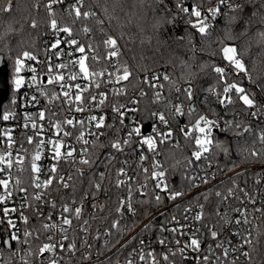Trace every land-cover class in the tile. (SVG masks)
Masks as SVG:
<instances>
[{"label":"trees","instance_id":"obj_1","mask_svg":"<svg viewBox=\"0 0 264 264\" xmlns=\"http://www.w3.org/2000/svg\"><path fill=\"white\" fill-rule=\"evenodd\" d=\"M213 1L218 0H185V6L192 10V6L200 4L202 7H206ZM84 3L82 13L95 11L96 17L76 18L74 14L69 15L65 8L56 7L54 18L57 20L58 26L70 27L72 36L79 39L86 49L92 47L96 51L95 53L101 56L104 62L96 65L102 68L106 67L103 41L107 36L118 38L120 54L116 61L122 66H127L132 75L124 83L127 94H117L116 96L113 94V100L117 106H124L132 100H137V110L130 114L135 119L136 125L144 128V131L145 127L154 121L155 116L152 115L154 112L163 114L174 127L175 139L178 144H174V142L159 144L162 156L160 157L167 172L170 189L183 190L185 194L190 192V189H194L192 183L184 179L185 175H191L193 171L200 174L211 170L216 177L221 178L241 167L261 163L252 157L245 159L246 153L241 154L239 150L252 147L253 141L256 140L261 130H264V122L250 117L252 110L245 111L242 102L236 98L234 92L231 94L235 101L234 104L225 107L219 103L216 95L209 91L210 88L215 92L222 91V84L217 82V74L213 69L224 66L230 73L227 77L229 82H237L248 91L255 93L258 103L264 105V92L261 87H258V85L264 86V40H261V27L254 24L247 34L244 31L245 21L253 10L251 5L245 0H241L240 4L244 5L242 11L223 13L215 21L214 27L208 29L210 35L202 36L198 29L191 27L187 22L189 20L187 14L176 15L175 0H165V3L171 8L172 15H175V19L171 23L166 21L172 20V15L160 12L162 6L156 4L155 0H84ZM9 4L12 5V11H4ZM101 6L109 7L107 15ZM51 19L46 8V0H0V37H3L0 40V56H3L9 73V95L3 103L2 112L10 110L12 115L21 101V90H15L12 82L13 77L16 76L14 72L15 58L23 51H29L39 57H45L48 54L46 38L52 32ZM99 19L104 20L103 26L97 23ZM33 21L36 23L35 28L31 27ZM191 21L197 23V18L192 16ZM84 27H88L90 31L85 33ZM120 37L123 39H119ZM230 37H235V39ZM227 45L237 47L238 58H242L255 83L245 77L243 73L236 75L231 66L223 59L222 48ZM151 75L160 77L161 88H152L144 83L146 78ZM165 75L169 77V80L163 79ZM189 85L193 89L192 101H188L183 94L184 89ZM177 88L180 89V92L176 91ZM141 91L145 93L142 97L139 96ZM156 91L162 94V100L155 101L154 93ZM176 104H181L185 113L190 107H195L200 115L220 121V128L214 130L213 133L211 150L205 154L207 159L205 156H202L200 161H195L192 158L194 141L190 138L186 139L180 129L189 119L194 122L196 117H190L187 114L182 117L173 116L174 109L171 105ZM112 117L111 120L106 119V124H108L105 128L108 133L106 138L98 140L93 145L91 155L97 158V163L104 160L109 153L114 154V159L110 163L105 161L98 169L95 166L91 169L85 166L84 170L85 176L92 173L97 175L104 173L105 179L101 181L102 190L96 192L87 180H83L76 183L75 190L70 187L63 193L62 201L76 198L83 206V211L80 219L73 216L68 233V242L69 244L75 243L76 250L74 253L65 254L62 264L121 263L128 258L136 243L139 242L140 235L156 228L157 221L166 216L165 213L156 215L155 219L148 224L150 228L142 231L145 226L140 227L141 224L159 212L161 208H165L170 202L167 201L169 199H162L159 205L154 206L149 199L154 186L151 179L146 180L145 174L140 170L142 156L140 152L135 149H127L125 153H117L111 149L110 142L124 139L128 132V125L120 123L118 114L115 113ZM114 119L118 122L112 126L111 122ZM224 120H230L232 124L225 127ZM236 121H242L244 126H250L253 132H243L242 129L236 127ZM0 124L5 123L0 120ZM5 125L10 126V121ZM189 126L191 127V125ZM189 132L192 136L198 135L192 127ZM216 141H221L222 147L218 148ZM255 147L257 149L264 148V145L257 142ZM223 148H227V154L222 150ZM2 153L3 148L0 147V156ZM189 159H193L191 166L188 164ZM262 159H264V154H262ZM125 160L132 162V165L126 169L129 173L128 176L137 181L133 184L132 197L133 206L136 209L135 216L130 212L120 215L116 211L119 200L127 197L126 187H116L117 179H122V176L118 174V169L126 168L123 164ZM209 162H211V167H208ZM258 175L259 170H245L225 177L208 191H200L191 195L190 200L193 199L192 201L197 204L203 199V193L209 194V199L205 202L207 218L212 214L211 206L220 204L219 199L215 196L216 190L226 192L235 184L239 185L247 179L252 180ZM145 181L148 185L149 197L141 196L138 191H135L139 188V184ZM129 183L132 182L129 181ZM160 194L162 196L164 193ZM98 198H101L105 203L103 209L98 208ZM138 199H147L149 202L141 205L136 203ZM175 208L177 210L173 209L172 212H176L178 216L181 215L180 207ZM45 218V216L39 218L34 216L33 218L35 225H33V237L27 248L31 253L28 256V264H46L45 256L38 252V249L48 240V230L43 229ZM85 220L87 224L84 223ZM117 221H119L118 227H112ZM138 228L139 230H137ZM123 233L125 234L122 235ZM95 237L96 241L93 240ZM122 240L123 244H121ZM116 247L117 249H114ZM84 250L89 252L87 258L83 256ZM10 257L12 260L13 254H10ZM97 258H100V261L91 263ZM248 264H264V212L255 226L254 247Z\"/></svg>","mask_w":264,"mask_h":264},{"label":"snow or ice","instance_id":"obj_2","mask_svg":"<svg viewBox=\"0 0 264 264\" xmlns=\"http://www.w3.org/2000/svg\"><path fill=\"white\" fill-rule=\"evenodd\" d=\"M246 3L251 5L252 12L250 13L248 19L245 21L246 27H245V34H247L248 31L251 30L252 25H257L261 27V40H264V0H245ZM64 0H49V2L46 5V8L48 10L49 15L52 17L51 19V30L53 33H63L66 34L64 36L63 41L61 39H55L53 43L50 44L51 49L58 48L61 43H65L67 47L70 48V51L68 53H65V56L74 57L72 59H69L66 63L61 62L56 65H52L48 72L46 73L47 79V85H58L61 89V92H55L54 90L49 89L45 86L44 81H40L39 85H37V76L33 75L30 80H25L20 73L21 70L25 68L26 61H36L37 57L33 55L29 51H23L22 54L18 55L14 60V72L16 73L15 79L13 80V85L15 90H19L22 86H28V87H36L37 91L40 93L41 96H45L48 99L49 105L53 101H56L58 99L62 100L61 110L64 111V105H67L68 111H75V112H83L86 110V106L84 103V100L87 99L89 105H92L95 103V106L99 107L105 103L104 98H100L97 100L96 95H90L89 97L85 98L83 93L87 91L88 85L85 84L81 86V84L77 83L75 85H72L70 83L65 82V75L63 72L57 71L53 72V69H73V71L68 73V79L70 81H76L78 79L83 80H89L90 77H102L105 75L104 72H96V71H89V67L86 64V61L88 60V55L86 54V48L84 45L79 44V42L76 39H72V29L70 27L66 26H58L57 20L55 17V10L56 7L59 4H63ZM155 3L162 6L160 8V12L168 13L169 15H172L171 8L165 3V0H155ZM221 5H227L229 12L236 13L243 10L244 5L243 4H233L232 0H218L217 6L213 8H209L206 11L202 10V6L200 4H197V7L195 9L190 10L188 7L185 6V0H175V8H176V15L178 14H187L189 16V20L187 21L191 27L198 29V32L203 35H210L208 32L209 27L211 26L209 22V15L212 18H215L217 15L220 14V6ZM83 7V0H75V3L70 4L67 6L69 15H73L76 18L83 17L84 19H87L89 16L96 17L97 13L95 11H85L81 12V8ZM103 12L107 15L109 13V7L108 6H101ZM114 10V9H113ZM6 12L12 11V5L9 4L4 9ZM194 16L197 18V23H192L191 17ZM111 19V17H109ZM175 15H172V20L166 21L168 23H171L174 21ZM97 23L101 26L104 24L103 19L97 20ZM32 28L36 27L35 21L31 24ZM103 30V29H102ZM83 31L85 33H88L90 29L88 27H84ZM107 36V34L105 33ZM231 39H235V37H230ZM3 37H0V40H2ZM119 39H123V37H120ZM104 45L107 46L109 49H111L108 53L105 59H112L115 57H118L120 54V49L118 46V38L113 36H107V38L103 41ZM79 45V46H77ZM61 52H63V49H61ZM222 55L223 59L228 63L229 66H231L233 72L236 75H239L241 73L244 74L245 77H247L250 81L255 83V81L252 79L248 69L246 68L242 58H238V52L237 47L235 45H229L224 46L222 48ZM92 59L94 61L98 60V57L93 56ZM27 67L31 70V72L35 73L36 69L31 66V64H28ZM116 68V74L114 75L113 80V73H108V80L107 83H120L121 81H127L129 77L132 75V73L129 71V68L127 66H122L120 64L114 65ZM78 68V71L75 69ZM214 72L217 74V82L222 84V91L215 92L214 89H209L210 92H213L216 95V98L219 100V103L222 106H229L234 104V100L232 98V93L234 92L236 95V98L242 102V105L244 106L245 111H251V116L253 118H256L257 120L264 119V105H260L258 101L255 98V93H252L248 91L245 87L241 86L237 82H229L227 80V77L230 75L226 71V68L224 66H218L214 67ZM154 80L158 79V77H153ZM164 80H169V77L165 75L163 77ZM95 88L100 87V83L98 81H94ZM145 84H148L150 87L155 88L156 84L151 83L147 79L144 81ZM258 87H261L262 92H264V86L258 85ZM73 89L75 90V95H73ZM177 92H180V89H176ZM122 89H117L116 94H122ZM184 96L188 101H192L193 99V89L191 85H189L187 88L184 89ZM106 94L101 93L100 96L104 97ZM145 95L144 92H141V96ZM154 99L155 101H160L163 99L162 94L159 91H156L154 93ZM137 101L133 100L131 103H136ZM27 103L30 104L32 107H36L39 104V98L37 95H31L27 98ZM121 107L123 106H114L113 111L117 113L120 117V123L123 124V118L125 115V112L121 111ZM171 107L174 109L172 112L173 116H184L185 114L191 116H195L196 119L193 122L192 119H189V121L185 124L183 128L180 129L181 132L184 133L186 139H192L194 141L193 151H192V158H194L195 161H200L202 156H205L206 153H209L211 150V147L213 145V133L214 130H218L220 128V121L219 120H211L207 118L205 115H200L195 107H190L188 109V112L185 113L183 110V107L181 104L171 105ZM0 109H2V106H0ZM87 110H91L89 107ZM134 109H127V111H133ZM46 113H51L50 107H43L40 111H38L35 115L32 114H25V122L22 125L23 129L32 130V135L27 136V142L29 144L33 143V138H38L36 140V151L35 154L32 156V162H31V170L34 174L33 176V185L36 189H43L47 188L53 181V179L56 178L55 174L57 173V167L56 164H53L52 167L49 169V172L52 173L47 179L41 181L39 174L41 173V167L38 166L37 161L41 159L40 151L41 148L44 147L46 144L50 145L51 147L48 149L50 153V157L52 160H55L59 162L60 159H63V161L67 164H69L70 171L67 177L61 175L59 176V182L63 186L64 189H68L69 187H72L73 190H75L76 183L87 180L89 185L93 187L96 192H100L102 190V184L101 181L105 179L104 173H99L98 175L96 173H92L89 176L84 175V169H82L79 166H86L88 169H91L93 166H95L97 169L100 167L101 164L105 163V161L111 162L112 159H114V154L109 153L104 160H100L99 163H97V158H95L92 155H89L87 145L90 143L88 139H85V131H87L88 135L96 137L97 140H99V137L104 135L103 132L97 131L99 129H102L105 127V121L107 119L106 115H100L99 117L97 115H91L87 117L85 120H78L74 124L73 118H67L65 117L63 120H61L58 123H54L51 126L56 129L55 135L59 137L58 139H53L49 137L47 141L42 138V133L45 130V126L38 124L37 121H45L46 120ZM52 116L58 115L57 113H51ZM153 116H157L158 120L162 123L167 124L168 120L165 118L163 114L153 113ZM11 113L10 110L8 112H0V120L7 124L10 121ZM233 120H235V117H233ZM225 127H229L232 124V121L230 120H224L223 121ZM64 125L73 126V128L79 127L80 133L75 137V140L77 143L82 142L85 147H81L79 149V155H77V148L72 144H67L65 138L72 136V133L69 131H63V134L61 135V130ZM191 125V127L198 133V135L192 136L190 132L186 131V129ZM236 127L242 129L245 133H252L253 129L250 126H244L242 121H236ZM14 126L12 128V131L14 132ZM141 132L140 127H135L134 129L130 130L127 133L128 139L123 140V144L121 141L115 140L110 142L111 149H114L117 153H122L124 151V146L129 145L130 140L133 136V134L139 135ZM172 132L169 131L164 135V140H168L171 138ZM0 140H7L9 147H11L12 143H14L12 139V135L7 131L4 130L2 134H0ZM164 141L162 140L161 143ZM260 143L261 145H264V130H261L260 134L257 136L256 140L253 141V145L251 148H243L240 149L241 154H245V159L248 157H252L258 162L264 163V159H262V154H264V148L257 149L255 147L256 143ZM141 143L143 145H147V148L149 151H152L154 154H157L155 152V140L152 137H147L141 140ZM216 146L218 148L222 147L221 141H216ZM21 148L23 146L21 145ZM225 154L228 153L227 148L222 149ZM9 156H11V152L8 153ZM141 161L145 159L144 156H141ZM205 159L207 157L205 156ZM22 160V158H21ZM4 161V157L0 156V163ZM193 163V159L188 160L189 166H191ZM127 164V161H125V165ZM12 163L11 161H8L7 168L11 169ZM208 167H211V162H209ZM152 169L151 175L148 176V169L143 168L142 173L145 174L146 180L152 179L155 181L154 187L152 188L151 192L152 195L149 197V189L148 185L145 182H141L139 184V188L135 189V191H138L141 196L149 197V199L153 202L154 206L159 205L162 202V196L160 193H166L169 200L175 201L178 198H181L185 195V192L183 190H177V189H170L168 183L166 182L165 176H166V170H161L162 165L159 161H153L152 163ZM74 170V171H72ZM5 168H0V173H4ZM118 174L123 175L126 177V179H117L116 181V187L119 188L121 186H124L127 188V197L121 198L119 200V206L117 207L116 211L123 215L125 212H130L133 216L136 215V209L133 206V184L137 183V181L133 180L132 177L127 176V172L124 167H121L118 169ZM95 177V179H93ZM184 179L193 182L192 186L195 187V181L200 180L204 184H208L211 179H213L210 175H185ZM131 181L132 183H129ZM71 182V183H69ZM20 184V181H16V186L18 187ZM0 186H2V193H0V205H6V201L12 196V191L9 189V180L6 178H0ZM216 187V186H214ZM159 190L158 192L156 190ZM20 192H27V189L25 188H19ZM236 191L244 192V195L248 199H252V197L249 195V193L239 188V186L230 187L227 189V195L224 194L221 190L215 191V196L219 199L220 203H224L227 201L230 197H234ZM203 198L205 201L209 199L208 193H203ZM238 198V197H236ZM23 199L27 200V197H23ZM36 201L41 200V194H37L35 196ZM149 200H136V203L138 204H146ZM45 203H49L51 208L56 210L57 204L50 201H45ZM72 204H75V200H72ZM95 206V205H94ZM21 209L24 207V205L20 206ZM199 211L196 212L194 216H189V214L193 211L192 207L189 206L183 210V219L185 221H191L190 223L181 224L180 220L174 215L171 217V220H165L162 222L160 231L166 232L170 231L173 234H179V235H188L189 240L186 242L182 247H179L180 240H176L175 243L177 244L178 248L176 251H172L171 255L175 256L177 254L181 255L184 258H187L184 256V253L186 250L191 249L193 252L199 253L201 251V244L202 240L210 236L213 240H216L215 248L209 244L207 246L208 248V254L203 256V262L204 264H208L209 260L214 258V264H219L220 257L216 255V248H223V256L227 258L229 255V250L225 247L226 241L218 240L217 237L219 235V230L216 228L215 224H209L205 227L207 228V231L202 233L201 229L199 227H196L195 224L202 221L204 219V204H199ZM16 207H7L3 206L0 208V211H2L3 216L7 218L10 213L17 212ZM236 211L241 212V215H243V211L241 209H237ZM68 213H73L74 216L77 219H80L82 209L81 207H75L74 209L69 206L67 202L63 203L59 208V216H60V224L61 225H71L72 220L68 218ZM215 216L220 217L222 220L225 219V214L220 211V209L217 207L214 209L213 213ZM34 215H36L38 218L43 216L42 211L36 210L34 212ZM163 215V214H161ZM45 219L51 220V214L48 215ZM21 220L24 223H27V217L23 216V212H21ZM246 220V217H245ZM7 224L10 228L15 229L11 233V240L19 241L20 237L18 235V229H16V224L13 223L12 219L6 220ZM85 224H87V221H84ZM167 223H174L177 225V227H166ZM241 221L239 219L235 220V224L239 225ZM119 221L114 223L112 227H118ZM57 225L55 223L49 225L48 223L43 224L44 230H49L56 228ZM150 228V225H145L144 229L142 231L148 230ZM191 228L192 231L188 232L187 229ZM62 232L65 233L64 239H68L66 232L67 229L61 227L60 229ZM110 234V233H109ZM24 243H28L29 239L33 237V232L26 229L24 232ZM48 239H52L51 236L48 237ZM141 248L137 250H133L136 255H138L139 260L144 262V264H159V260L156 258V255L154 252H144V245L145 241L140 240L139 241ZM160 245H166V238L159 240ZM10 246V245H9ZM89 247H91L89 245ZM59 248L61 251H71L74 253L76 250L75 243L70 244V246L65 249V245L63 243H59ZM57 250L56 244H44L42 247L38 249V252L40 254L44 253H55ZM31 255V253H28ZM243 255L245 257H249V253L244 252ZM87 258V256H85ZM24 257L21 256V260H23ZM163 259L165 261H168L169 257L168 255H164ZM198 264L200 261V257H196ZM250 259V257H249ZM49 264H57V260L55 258L51 259L49 261ZM127 264H134V261L132 259L127 260Z\"/></svg>","mask_w":264,"mask_h":264},{"label":"built area","instance_id":"obj_3","mask_svg":"<svg viewBox=\"0 0 264 264\" xmlns=\"http://www.w3.org/2000/svg\"><path fill=\"white\" fill-rule=\"evenodd\" d=\"M241 0H232L233 4H240ZM49 2V0H46V5ZM75 3V0H64L63 4H59L57 7H63L68 12L67 6L70 4ZM84 0H83V7H84ZM218 1H213L209 7H202L203 11H206L209 8H213L217 6ZM83 7L81 8V12L83 10ZM197 5L192 6V9H195ZM227 5H221L220 6V14L217 15L215 18H212L209 15V22L211 26L209 29L213 28L215 25V21L223 15V13L228 12ZM66 34L63 33H53L51 32L47 38V48H48V54L45 57H39L36 56V61H26V66L24 69L21 70V76L25 78V80H30L33 75L37 76V85H39L40 81H44V84L46 87H48L51 90H54L55 92H61V89L58 85H47V79L46 73L48 72L49 68L52 65H56L63 62H67L69 59H72L74 57L65 56V53H68L70 51V48L65 45V43H61V45L56 49H51L50 44L54 42L55 39H61L63 41L64 36ZM72 39H76L73 36ZM79 44H82V42L79 39H76ZM84 45V44H82ZM79 46V45H77ZM105 48V57L107 56V53L111 50L107 46L104 45ZM61 49H63V52H61ZM93 50L92 47H89L86 49V54L88 55V60L86 61L87 66L89 67V71H96V72H104L105 75L102 77H90L89 80H83L78 79L76 81H70L68 79V73L73 71V69H53V72H63L65 75V82L70 83L72 85H75L77 83L81 84V86L87 84L88 89L83 93L84 97L87 98L90 95H96L97 100L100 98H104L105 103L99 107L95 106V103L92 105H89L88 100L85 99L84 103L86 106V110L83 112H75V111H68L67 105H64L65 110H61L62 100L58 99L56 101H53L51 105L48 103V99L45 96H41L40 93L37 91L36 87H28V86H22L20 88L21 90V101L20 105L16 108L14 113L11 115L10 118V126H6L5 124H0V134L3 133L4 130H7L11 135L14 143H12L11 147H9V144L7 140H0V147L3 148V153L1 156L4 157V161L0 163V168H5L4 173H0V178H6L9 180V189L12 191V196L6 201V205H0V208L3 206L7 207H16L18 210L15 213H10L7 218L3 216L2 211H0V264H28V256H29V250H27L29 246L28 243H24V232L26 229L30 231H34L33 225H35V221L33 220L34 212L36 210L42 211L43 216L48 217L49 214H51V220L45 221V223H48L49 225L55 223L57 225L54 229L48 230V237L51 236L52 239L46 240L44 244H56L57 250L55 253H44L45 256V263L49 264V261L53 258L57 260V264H62L63 257L65 254H71L73 252L71 251H61L59 248V243H63L65 245V249H67L70 244L68 242V239H64L65 233L62 232L60 229L61 227L67 229L66 235L68 237V233L70 231L71 225H61L60 224V216H59V208L60 206L67 202L70 207L73 209L75 207H81L83 211V206L79 204L78 200L76 198H71L70 200L62 201V196L65 190L63 186L59 182V176L63 175L67 177L70 171L69 164L65 163L63 159H60L59 162L52 160L50 157V153L48 149L51 147L50 145H45L41 148L40 155L41 159L37 161L38 166L41 167V173L39 174L40 180L43 181L47 179L52 173L49 172V169L52 167L53 164H56L57 167V173L55 174L56 178L53 179L52 183L47 187L43 189H36L33 185V172L31 170V162H32V156L35 154L36 151V140L38 138H33V143L29 144L27 142V136H31L32 130L29 129L26 130L23 129L22 125L25 122V114H32L35 115L38 111L41 110L43 107H50L51 113H57L58 115L52 116L51 113H46V120L45 121H37L38 124L44 125L45 130L42 133V138L47 141L49 137L53 139H58L55 135L56 129L52 127L51 125L54 123H58L61 120H63L65 117L67 118H73L74 124L78 120H85L87 117L91 115H97L98 117L100 115H106L107 119H110L115 112L113 111V107L117 106L116 102L113 100L114 95L116 96V90L122 89V94H127L126 88L124 87V83L126 81H121L120 83H107L108 80V73H113V80L114 75L116 74V68L114 65H117L118 62L117 57L112 59H105L106 60V67L102 68L100 65L104 62L102 60L101 56ZM98 57V60L94 61L92 57ZM104 57V58H105ZM28 64H31L32 67L36 69V72L33 73L31 70L27 67ZM97 64V65H96ZM110 64V65H109ZM78 71V68L75 69ZM153 77H158V79L154 80ZM151 83L156 84V88L162 87V81L159 76L157 75H151L146 78ZM94 81H98L100 83L99 88H95ZM143 92V91H141ZM141 92L139 94L141 96ZM105 93L106 95L104 97H101L100 94ZM114 94V95H113ZM31 95H37L39 98V104L36 107H32L30 104L27 103V98ZM73 95H75V90L73 89ZM144 96V95H143ZM133 101V100H132ZM137 101V100H135ZM138 101L136 103H127L125 104L121 111L125 112L123 123L128 125V132L135 127H139L135 123V119L130 114V112H133L137 110ZM91 108V110H87L88 108ZM127 109H134L133 111H127ZM117 114V113H116ZM251 117V115H249ZM130 119V121H129ZM111 120V119H110ZM154 121L149 124L150 130L149 132H145L144 128L141 127V132L139 135L133 134L129 145L124 146V151H127V149H135L137 152H140L142 156L145 157L143 161L140 163V170L142 171L143 168L148 169V176L151 175L152 169V163L153 161H159L162 165L161 170H166L163 167L162 159H161V152L159 150V144H161V141L163 140V143L166 142H174V144H178L177 140L175 139L174 134V127L168 122L167 124L162 123L158 120V117L155 116ZM262 122H264V119H260ZM117 120H113L111 122L112 126H115ZM105 121V127L102 129H99L97 131H101L104 133V135L99 137V140H104L107 136V132L105 130L106 126ZM14 126V132L12 131V128ZM191 127L189 126L186 131H190ZM63 131H69L72 133V136L65 138L67 144H72L77 148V155H79V149L81 147H85L82 142L77 143L75 140V137L79 135L80 128L76 127L73 128V126L64 125L61 130V135L63 134ZM171 131L172 136L168 140H164V135ZM127 132V133H128ZM127 133L124 137V139L120 140L123 144V140L128 139ZM85 139H88L90 143L86 146L88 149L89 155H91V148L93 145L96 144L98 141L96 137L88 135L87 131H85ZM147 137H152L155 140V152L158 153L154 154L152 151H149L147 148V145H143L141 143V140ZM21 145L23 148H21ZM11 152V156L8 155V153ZM161 156V157H160ZM22 158V160H21ZM8 161H11L12 167L11 169L7 168ZM125 161H127V164L125 165ZM125 170L132 165V162L125 160ZM82 169L85 170V166H79ZM203 168V167H202ZM245 170H259V175L255 177L254 179L250 180L247 179L245 182L236 185L239 186V188H242L246 190L249 195L252 197V199H248L245 197L244 192L236 191L234 197H230L227 201L224 203H220L219 205H213L211 206L210 210L213 213L214 209L217 207L220 209L222 213L225 214V219H221L218 216H215L214 214L209 215L206 218V209L207 204L204 198L199 201V203H195V201L190 200L191 195L197 194L200 191H205L209 188H211L213 185H216V183H220L225 177H229L231 175H234L236 173H240ZM74 171V170H72ZM127 172V170H126ZM127 172V176H128ZM191 175H210L213 177L209 181L208 184L202 183L200 180H196L194 189H190V192L186 193L183 197L178 198L175 201L167 200L168 196L166 193L162 195V199H166L170 203L165 206V208H161L159 212L151 216L149 219H147L144 223L141 224L140 227H144L145 225H148L149 222L153 221L156 217V215H160L161 213H165L166 216L157 221V227L152 228L149 231H146L142 235H140V240L145 241L144 245V252H154L156 255V258L159 260V264H198V261L196 259L197 256L200 257L199 264H204L203 262V256L208 254V248L207 246L211 244L214 248L216 245V240H213L210 236L202 240L201 244V251L199 253L193 252L191 249H188L185 251L184 256L187 258L182 257L181 255L177 254L175 256L171 255L172 251H176L178 246L175 243V241L178 239L180 240L179 247H182L186 242L189 240L188 235H179V234H173L170 231L161 232L160 227L162 222H164L166 219L171 220L172 216H176L181 224L190 223L191 221H185L183 219V210L189 206L192 207L193 211L189 214V216H194L197 211H199V204H204V219L198 223L195 224L196 227H199L201 229V232L204 233L207 231L206 225L209 224H215L216 228L219 230V235L217 237L218 240L226 241L225 247L229 250V255L227 258L223 256V248H216V255L220 257L219 264H248L249 257L251 258L252 249L254 247V241H255V226L258 220L263 216L264 212V163L259 164H250L245 167H241L235 172L228 174L227 176L218 178L212 171L208 172H202L200 174L196 172H192ZM189 175V176H191ZM122 176V180L126 179L125 176ZM166 182L168 183L167 179V172L165 176ZM19 180L20 184L17 187L16 181ZM153 186L155 184V181L152 180ZM71 183V182H69ZM193 183V182H190ZM234 186V187H235ZM19 188H25L27 189V192H20ZM70 188V187H69ZM68 188V189H69ZM3 189L2 186H0V193H2ZM156 191H159L158 189ZM37 194H41V200L36 201L35 196ZM225 195H227V191L224 192ZM23 197H27V200L23 199ZM86 197H88V194H86ZM238 197V198H236ZM75 200V204H72V200ZM45 201L54 202L57 204V209L54 210L51 208L49 203H45ZM21 205H24V207L21 209ZM105 207V203L101 198H98V208L103 209ZM175 207H180V213L181 215L178 216V214L175 212H172L173 209H176ZM237 209H241L243 211V215H241V212L236 211ZM96 210V209H95ZM21 212H23V216L27 217V223H24L21 220ZM68 216L69 219L73 222V213L65 214ZM246 217V220H245ZM12 219L13 223L16 224V229H18V235L20 237L19 241L11 240V233L15 231V229H12L7 224L6 220ZM239 219L241 223L239 225L235 224V220ZM166 227H177L174 223H167ZM139 230V228L137 229ZM188 232H191L192 229L188 228ZM123 233L122 235H124ZM107 236L108 233H106ZM133 235V234H132ZM97 237V236H96ZM96 237L93 239L96 241ZM69 238V237H68ZM129 238V237H128ZM166 238V245H160L159 240ZM127 240V239H126ZM124 240V241H126ZM123 244V240L121 242ZM10 245V246H9ZM42 245V246H43ZM68 246V247H67ZM141 248L140 243H136V246L132 249L130 252V255L127 259H125L123 262L118 264H127L128 259H132L134 261V264H144V262L139 260L138 255L134 253L133 250H139ZM114 249H117L114 248ZM9 253H7V252ZM75 252V251H74ZM244 252L249 253V257H245L243 255ZM10 254H13V259L11 260ZM89 252L85 251L83 252V256H88ZM164 255H168L169 259L168 261H165L163 259ZM21 256L24 257L23 260H21ZM100 261V258L95 259L94 261H90L91 263H97ZM86 264V263H83ZM208 264H214V258L210 259Z\"/></svg>","mask_w":264,"mask_h":264},{"label":"water","instance_id":"obj_4","mask_svg":"<svg viewBox=\"0 0 264 264\" xmlns=\"http://www.w3.org/2000/svg\"><path fill=\"white\" fill-rule=\"evenodd\" d=\"M8 95H9L8 68L7 65L4 63L3 56H0V106H3V103L7 100ZM0 112H2V109H0ZM149 130H150L149 126L145 127V132H148Z\"/></svg>","mask_w":264,"mask_h":264},{"label":"rangeland","instance_id":"obj_5","mask_svg":"<svg viewBox=\"0 0 264 264\" xmlns=\"http://www.w3.org/2000/svg\"><path fill=\"white\" fill-rule=\"evenodd\" d=\"M211 5V4H210ZM210 5H208V6H206V7H209ZM227 46H229V45H227ZM15 79V76L13 77V80ZM13 80H12V82H13Z\"/></svg>","mask_w":264,"mask_h":264}]
</instances>
